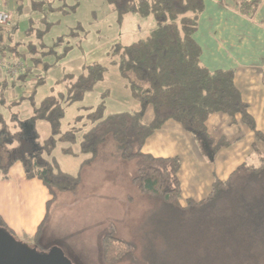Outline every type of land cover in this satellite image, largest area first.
Masks as SVG:
<instances>
[{"label": "trees", "instance_id": "trees-1", "mask_svg": "<svg viewBox=\"0 0 264 264\" xmlns=\"http://www.w3.org/2000/svg\"><path fill=\"white\" fill-rule=\"evenodd\" d=\"M262 1L239 0L238 11L252 20ZM104 2L115 14L119 27L128 16L153 20L147 33L128 44L117 42L108 52L109 64L117 67L139 109L107 113L109 90L106 89L96 106L85 108L86 124L78 126L83 117L79 115L74 119V126L62 130L66 108L83 101L104 81L107 68L99 62L83 65L78 74L65 73L58 80L64 91L46 96L38 105L35 103L37 87L44 84L47 72L55 69L71 48L64 37L50 46L43 43L44 34L53 25L47 22L46 12L70 14L76 11L78 2L68 5L60 0H32L30 14L44 13L41 17L44 30L35 29L34 21L30 20L23 33L24 42L11 45L9 39V43L0 48V59L4 62H27L13 82L3 76L0 103L9 108L29 100L32 107L28 120L12 117L16 123L14 128L0 114V178L7 179L10 168L21 163L25 177L40 180L47 189L48 210L58 194H76L81 170L97 159L102 147L110 144L119 159L135 162L132 184L137 191L161 204L147 223L148 240H145L140 264H264V155L258 147L259 143H264V134L257 130L248 104L235 87L233 71H209L200 61L201 50L193 35L204 10V1ZM76 30H81L80 24L69 36L78 34ZM19 46H24L25 50L20 51ZM58 46L62 47L60 53L56 51ZM51 56L54 61L49 63L46 59ZM38 67L41 72L36 71ZM29 77L34 78L31 92H23L14 103L5 104L7 90L25 87ZM149 107L153 110V118L146 122L144 117ZM215 114L227 116L229 124L239 119L253 132L252 150L257 164L241 163L225 180H215L206 197L199 201L187 199L182 205L181 159L144 153V144L167 121H174L191 134L201 154L213 161L222 148L230 146L226 137L214 138L208 132L207 122ZM37 122L48 124L49 135L44 139L38 134ZM26 126L29 127L27 131ZM59 145L63 155L88 156L81 162L76 175L59 169L53 157ZM47 214L33 237L38 251L50 249L38 246ZM0 228L15 237L1 216ZM100 248L104 264L134 261L135 245L119 238L111 223L101 235Z\"/></svg>", "mask_w": 264, "mask_h": 264}, {"label": "rangeland", "instance_id": "rangeland-1", "mask_svg": "<svg viewBox=\"0 0 264 264\" xmlns=\"http://www.w3.org/2000/svg\"><path fill=\"white\" fill-rule=\"evenodd\" d=\"M60 1H65L68 5H74L77 1L76 11L66 15L58 12H46L47 22L53 23V25L42 39L45 45L50 46L58 38L64 37L65 43L69 44L71 48L66 56L58 62V66L49 71L44 84L37 87L34 95L35 103L38 105L46 96L56 95L64 91L62 84L58 83V79L62 78L65 73L78 74L83 65L99 62L107 68L104 81L88 93L83 101L66 108L62 130L66 131L74 126V119L79 115L83 117L78 126L86 124L85 108L96 106L100 101V94L106 89L109 90V96L106 100L107 113L138 110L139 104L131 98L126 82L120 77L117 67L109 64L108 52L111 46L117 42L128 44L135 38L147 33L153 25V20L150 18L140 20L128 16L122 26L119 27L116 23L115 14L110 12L104 0ZM2 9L9 11L13 20L10 26H0L2 28L0 30L2 36L0 48L8 40V29L11 28V34L13 33L14 21H16L15 13L11 9ZM17 9V12H20L19 8ZM43 15L44 13H22L18 16L21 23L18 26L19 33H24L29 27L30 20L34 21L33 27L35 29L44 30V24L41 21ZM77 24L81 25V30H76L78 34L69 36ZM20 34L12 38L11 45L24 42V37L22 35L20 37ZM10 38L11 36H9ZM24 46H19V50H25ZM56 51L60 53L62 47L58 46ZM53 57L47 58L46 61L51 63L54 61ZM19 61L22 60L6 63L0 59V62L8 66ZM23 62L27 64L25 60ZM37 70V72L42 71L40 67ZM0 71V74L7 77L9 82H13L12 80L17 76L11 78L1 68ZM3 76H0V81L3 80ZM30 79L33 80H29L25 87L8 89L4 96L5 104L14 103L24 93H30L34 85V78ZM148 111H150L147 114L148 121H151L153 110L149 107ZM0 114L14 128L16 123L12 117L16 116L23 121L28 120L32 114L31 103L29 100H24L9 108L3 107L0 103ZM227 118L222 114H215L210 117L207 122L210 135L214 138L224 135L227 136L228 140H233L239 135H242L243 138L239 143L221 149L213 161L200 154L196 142L187 132L193 147L197 148L196 155L198 156L195 158L194 155H190L189 157L185 153V156L179 157L183 164L179 172L180 202L182 205L186 203L189 197L200 196V199L206 197L213 182L217 179L223 180L229 174L231 171L230 161L236 165L243 161L257 164L256 155H253L252 152V145L255 142L253 132H250L239 119L233 125H226ZM36 127L41 139L49 135L47 123L37 122ZM258 147L264 155V143H259ZM60 149L61 146L59 145L53 152L59 169L76 175L81 162L88 156L80 154L67 156L63 155ZM73 150L77 152L75 146ZM19 169L21 168L16 166L11 171L16 179ZM135 170V162H125L119 159L116 150L110 144L102 147L97 159L81 170V181L76 194L60 193L48 208V216L38 242L39 249L57 247L62 250L72 264H104L101 260L100 239L111 223L116 227L119 238L133 243L136 247L133 256L134 261L125 260L120 264H140L145 240H148L146 239L149 229L147 223L153 213L155 214L160 209L161 204L140 194L133 186L132 177ZM15 238L31 248L35 246L33 239H20L17 236Z\"/></svg>", "mask_w": 264, "mask_h": 264}, {"label": "crops", "instance_id": "crops-1", "mask_svg": "<svg viewBox=\"0 0 264 264\" xmlns=\"http://www.w3.org/2000/svg\"><path fill=\"white\" fill-rule=\"evenodd\" d=\"M31 1L0 0L1 8L11 9L15 13L14 26L16 29L12 27L14 29L12 34L11 28L8 29V36L11 34V40L20 34L18 26L21 23L18 16L22 13H30ZM203 1L204 10L199 18L197 31L193 35L194 41L201 50L200 61L209 71H233L235 87L239 91L241 99L248 104V112L254 119L257 130L264 134V0L252 20L239 13V0ZM17 8L20 12H17ZM21 35L24 36L20 34V37ZM8 36L7 42L9 43ZM0 76L3 75L0 74ZM30 78L33 77H29V80L32 81L33 79ZM148 112L150 111L147 110L144 117L146 122H149ZM226 120V125H233L229 124L228 118ZM28 128L26 126L25 130L27 131ZM187 134L178 123L167 121L160 130L146 140L143 152L159 158L173 156L181 158L183 155L185 156V153L189 157L194 155L196 158L198 156L196 155L197 148L193 147ZM220 137L227 138L224 135ZM242 138L243 136L239 135L233 140H229L230 146L239 143ZM241 163L236 165L230 161L231 171L229 174ZM16 166L21 168L20 171H17V179L11 173ZM182 166L181 163V168ZM199 197L187 199L199 201L201 200ZM48 199L49 193L42 182L38 179L28 180L25 177L23 165L19 162L10 168L7 179L0 178V216L15 236L20 239H33L39 224L47 213L46 202Z\"/></svg>", "mask_w": 264, "mask_h": 264}, {"label": "water", "instance_id": "water-1", "mask_svg": "<svg viewBox=\"0 0 264 264\" xmlns=\"http://www.w3.org/2000/svg\"><path fill=\"white\" fill-rule=\"evenodd\" d=\"M0 264H72L61 249L38 251L0 228Z\"/></svg>", "mask_w": 264, "mask_h": 264}, {"label": "built area", "instance_id": "built-area-1", "mask_svg": "<svg viewBox=\"0 0 264 264\" xmlns=\"http://www.w3.org/2000/svg\"><path fill=\"white\" fill-rule=\"evenodd\" d=\"M12 20H13L12 14L9 11L0 8V26L2 27L10 26L12 23ZM24 66L25 64L23 61H19L10 66L5 65L2 62H0V68L4 70L7 75L9 74L8 76L11 78L12 77L14 78L15 75H17L20 71H22Z\"/></svg>", "mask_w": 264, "mask_h": 264}]
</instances>
